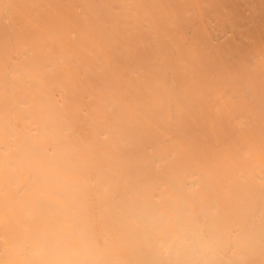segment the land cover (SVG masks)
Instances as JSON below:
<instances>
[{
    "label": "bare ground",
    "instance_id": "bare-ground-1",
    "mask_svg": "<svg viewBox=\"0 0 264 264\" xmlns=\"http://www.w3.org/2000/svg\"><path fill=\"white\" fill-rule=\"evenodd\" d=\"M0 264H264V0H0Z\"/></svg>",
    "mask_w": 264,
    "mask_h": 264
}]
</instances>
